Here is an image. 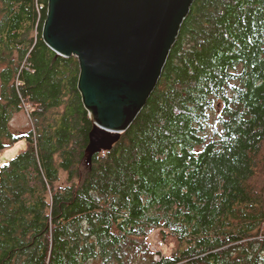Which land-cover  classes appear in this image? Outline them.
<instances>
[{
    "label": "trees",
    "instance_id": "trees-1",
    "mask_svg": "<svg viewBox=\"0 0 264 264\" xmlns=\"http://www.w3.org/2000/svg\"><path fill=\"white\" fill-rule=\"evenodd\" d=\"M47 9L0 0V150L26 142L0 166V264H264V0H195L146 105L90 162L79 63L45 45Z\"/></svg>",
    "mask_w": 264,
    "mask_h": 264
},
{
    "label": "water",
    "instance_id": "water-1",
    "mask_svg": "<svg viewBox=\"0 0 264 264\" xmlns=\"http://www.w3.org/2000/svg\"><path fill=\"white\" fill-rule=\"evenodd\" d=\"M195 0H48L45 45L76 57L93 127L87 161L110 150L153 92Z\"/></svg>",
    "mask_w": 264,
    "mask_h": 264
},
{
    "label": "rangeland",
    "instance_id": "rangeland-1",
    "mask_svg": "<svg viewBox=\"0 0 264 264\" xmlns=\"http://www.w3.org/2000/svg\"><path fill=\"white\" fill-rule=\"evenodd\" d=\"M28 106H23L22 109L18 110L14 113L12 116L9 126L10 129L13 132L18 133H24L26 132L31 125V120L28 114ZM26 147V142L24 139H20L18 142L13 144L12 146H9L7 148H4L3 150H0V166L2 163H6L11 158L15 157L18 152L22 151ZM61 182L66 181V174L61 173ZM156 232H153L150 236V242H151V249L152 251H157L158 249L161 250L162 253L167 254L171 251V244L164 245L161 241H159L158 236L156 235ZM157 258V256H156ZM85 264H101L98 260H90L88 263ZM135 264H139V261Z\"/></svg>",
    "mask_w": 264,
    "mask_h": 264
},
{
    "label": "snow or ice",
    "instance_id": "snow-or-ice-1",
    "mask_svg": "<svg viewBox=\"0 0 264 264\" xmlns=\"http://www.w3.org/2000/svg\"><path fill=\"white\" fill-rule=\"evenodd\" d=\"M228 87H230V88H234L235 85H231V84H229ZM209 103H211V102H209ZM204 115L207 116V112H206V111H205Z\"/></svg>",
    "mask_w": 264,
    "mask_h": 264
}]
</instances>
